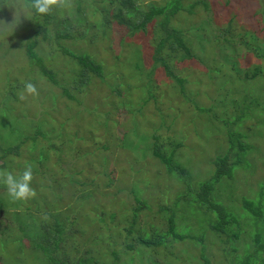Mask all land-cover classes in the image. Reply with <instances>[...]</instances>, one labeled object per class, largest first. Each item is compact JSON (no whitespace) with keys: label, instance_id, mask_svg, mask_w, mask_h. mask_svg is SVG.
Wrapping results in <instances>:
<instances>
[{"label":"rangeland","instance_id":"obj_1","mask_svg":"<svg viewBox=\"0 0 264 264\" xmlns=\"http://www.w3.org/2000/svg\"><path fill=\"white\" fill-rule=\"evenodd\" d=\"M89 1L88 24L73 6L51 14V34L78 42L36 37L23 16L7 31L0 24V145H19L5 158L0 151V169L19 175L30 164L36 192L12 202L0 183V264H50L29 243L54 216L65 227L54 257L65 254L67 264L89 256L91 264H113L111 249L118 264H203V257L210 264H242L246 257L264 264L253 245L254 236L264 237V0H205L206 8L194 5L198 0L181 1L186 9L193 5V13L179 12L171 23L195 56L175 62L174 72L186 80L183 92L154 67L150 26L133 34L114 27L102 36L97 26L89 28L100 18L93 10L101 0ZM166 1L137 5L146 11ZM15 2L0 0V22L15 23ZM229 26L232 35H223ZM33 41L61 87L29 64L26 45ZM58 47L89 53L101 64L103 79L87 74L89 81L81 84L77 63ZM25 82L35 84L39 95L21 100ZM230 134L249 149L231 148ZM154 144L163 154L174 150V161L188 174L168 173L152 155ZM225 155L241 164L230 180L215 185L212 198L236 219L233 241L211 231L216 213L202 208L195 194L214 174V160ZM244 202L260 205V216L253 217ZM135 207L140 211L125 235ZM168 218L183 240L167 235L161 244L139 242L167 233ZM103 226L113 227L116 238L98 242Z\"/></svg>","mask_w":264,"mask_h":264},{"label":"trees","instance_id":"obj_2","mask_svg":"<svg viewBox=\"0 0 264 264\" xmlns=\"http://www.w3.org/2000/svg\"><path fill=\"white\" fill-rule=\"evenodd\" d=\"M182 0H167L162 6H155L152 3L149 4L148 10L144 11L140 6L137 5L138 0H101L95 3L100 4V7H95L93 12L97 13L100 18L96 23H91L90 26H97L101 30L102 36L106 35L108 31H113L114 27L126 28L127 33L133 34L136 32H146L147 28L150 26L152 31V44H153V54H152V62L154 67H160L163 69L164 74L167 78L175 81L180 88V91L184 90V83L186 82L185 78L179 77L175 70V62H183L185 60H190L195 58L191 47L188 43V40L185 38V34L178 28L172 26L171 20L174 18L177 13H189L192 14L193 5L189 6L187 9L183 7ZM202 5L206 8L207 2L205 0H198L194 5ZM72 6L75 11L80 12L85 20L86 24H88L87 16L85 15L87 11L85 8L87 6H91L89 0H72ZM53 16H39V15H31L29 20V31L33 32L36 37L38 35H42V38L45 41H49L52 43L59 42L60 39L66 38L72 40L78 39L73 36H63L58 31L52 32L49 30V27L54 23ZM84 26H86L84 24ZM83 26V27H84ZM88 28V29H89ZM232 27L229 26L223 30V35H232L231 34ZM56 40V41H54ZM225 41H229L225 38ZM36 41L30 42L26 45L27 56L29 59V64L35 66L38 72L47 78V80L53 85H61L57 82L56 77L52 70L47 67L42 58L35 52ZM53 46V45H52ZM51 47L53 50L54 46ZM58 53L67 56L73 60L78 65L77 74L79 78H81L80 83L84 84L86 81H89V76L87 74H93L95 77L99 79H103L102 77V66L101 64L92 58V56L87 52L75 53L72 50H68L66 48H57ZM179 68L176 67V70ZM256 72L251 75V77L255 76ZM245 80L249 79L247 73H245ZM64 93L66 90L62 87ZM148 92V91H147ZM245 107V105H244ZM237 140L238 144H234V141ZM229 143L231 148H237L238 152H244L249 149V146L243 144L241 142V137L235 136L234 134H230ZM13 146V145H11ZM172 146V145H171ZM19 145H15L14 147L8 146V148L2 149L0 145V151L3 154V158L7 155L15 153L18 149ZM177 147H175L176 150ZM174 150H171L168 154H163L160 152V146H156L152 149V155L165 167V170L168 173H177L182 176H186L188 174L189 169L183 167L181 164H178L177 161H174L173 155ZM1 158V156H0ZM2 159V158H1ZM215 167L214 174L207 180L196 183L198 184L195 189V194L197 196V200L207 212L216 213L217 219L211 225L210 229L212 232L218 235H226L228 239L233 238L232 241L238 238V234L233 231V225L236 224V219L233 215L224 207L222 204L213 201L212 193L214 191L215 185L223 178H227L230 180L233 177L234 168L239 166L241 162L239 159L236 161H230L229 157L225 155L224 157H218L213 162ZM200 182V181H199ZM136 203L139 204V200H135ZM137 204V205H138ZM243 206L246 210H248L253 217H259L261 214L260 205L257 207H253V203L244 202ZM139 207V205H138ZM135 207L133 209L132 220L128 225H124V233L128 235L132 232V228L135 224V220L137 219V211H140V208ZM50 217V215L48 214ZM107 220L112 223L114 217L112 214H108L105 216ZM30 218L33 219V216L30 214ZM47 229H40L37 234L30 239V247L35 251L39 252L43 257L49 261L50 264H67L66 259L67 256L62 254L63 259L60 260L58 256L54 257L55 253L59 250V244L64 243L63 234L65 231V227L60 221L53 217V223L47 225ZM168 230L167 233L159 234L157 237H154L150 240L140 239L139 242L141 244H145L146 246L155 245L158 243H163L166 239L167 235L173 237V239L183 240L184 237L174 231L173 219L168 218ZM105 230L99 231L97 234L98 242L100 241H108L109 239L116 238L112 235L115 234L114 228L109 226H103ZM109 228L111 230H109ZM22 231V229H21ZM83 232V230H82ZM107 232V233H106ZM106 233V234H105ZM23 234L25 231L23 230ZM112 234V235H111ZM119 233H117L118 236ZM91 235V234H90ZM120 235V234H119ZM66 236H70V233H66ZM157 242H156V241ZM60 244V245H61ZM253 245L256 248L257 254L264 255V237L263 240L257 236L253 238ZM116 246V244H115ZM127 249H131L129 245H126ZM113 256V264H118V254L116 250L111 249L109 255ZM260 257V256H259ZM203 264H210V262L203 257ZM245 262L242 264H250V262H254L251 257H246ZM261 262L263 263L264 259L260 257ZM92 257H88L87 259H78L73 264H91Z\"/></svg>","mask_w":264,"mask_h":264},{"label":"clouds","instance_id":"obj_3","mask_svg":"<svg viewBox=\"0 0 264 264\" xmlns=\"http://www.w3.org/2000/svg\"><path fill=\"white\" fill-rule=\"evenodd\" d=\"M71 7L72 0H16L15 4L10 7L15 9V23L9 25L0 22V24L5 25L6 27L2 30L7 31L8 28L16 24L17 17H20V21L22 16L30 20V16L33 14L47 16L55 10H62L63 14ZM38 95L39 92L36 85L31 82H25L24 89L18 93L21 100H26L29 96L35 97ZM32 181L33 169L30 164H26L19 175L7 169H0V183L6 187L7 195L12 202L26 201L36 195L35 190L31 186Z\"/></svg>","mask_w":264,"mask_h":264}]
</instances>
